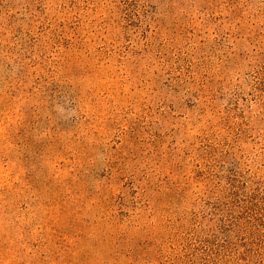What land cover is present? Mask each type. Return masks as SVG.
<instances>
[{"label": "rangeland", "instance_id": "obj_1", "mask_svg": "<svg viewBox=\"0 0 264 264\" xmlns=\"http://www.w3.org/2000/svg\"><path fill=\"white\" fill-rule=\"evenodd\" d=\"M0 264H264V0H0Z\"/></svg>", "mask_w": 264, "mask_h": 264}]
</instances>
